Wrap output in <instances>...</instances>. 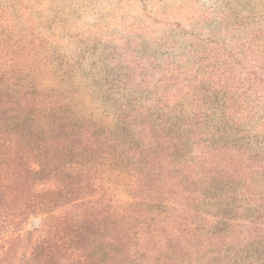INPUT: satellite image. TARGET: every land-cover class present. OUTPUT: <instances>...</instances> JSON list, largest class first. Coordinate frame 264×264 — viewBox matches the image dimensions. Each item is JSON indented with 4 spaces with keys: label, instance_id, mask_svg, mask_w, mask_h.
I'll return each mask as SVG.
<instances>
[{
    "label": "trees",
    "instance_id": "1",
    "mask_svg": "<svg viewBox=\"0 0 264 264\" xmlns=\"http://www.w3.org/2000/svg\"><path fill=\"white\" fill-rule=\"evenodd\" d=\"M20 56L0 54V264H264V76L97 116L57 89L73 68ZM239 87L260 101H218Z\"/></svg>",
    "mask_w": 264,
    "mask_h": 264
},
{
    "label": "rangeland",
    "instance_id": "2",
    "mask_svg": "<svg viewBox=\"0 0 264 264\" xmlns=\"http://www.w3.org/2000/svg\"><path fill=\"white\" fill-rule=\"evenodd\" d=\"M37 50L58 70L65 64L60 72L73 68L57 89L95 115L132 106L157 112L177 95L264 76V0H0V54ZM239 88L218 101H260ZM105 122L114 129L117 117ZM41 222L30 219L27 240L40 236Z\"/></svg>",
    "mask_w": 264,
    "mask_h": 264
}]
</instances>
